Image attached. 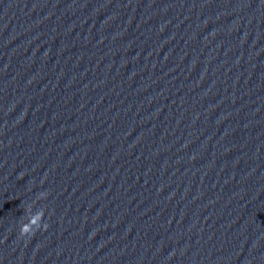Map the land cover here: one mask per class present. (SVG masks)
Listing matches in <instances>:
<instances>
[{"label":"clouds","instance_id":"clouds-1","mask_svg":"<svg viewBox=\"0 0 264 264\" xmlns=\"http://www.w3.org/2000/svg\"><path fill=\"white\" fill-rule=\"evenodd\" d=\"M46 193V192H45ZM47 195V193H46ZM44 215L43 213H38L37 215L31 217V219L27 222L24 223L22 225H20V236H34L36 234V232L44 230L46 231L48 228V224L47 223H43V225L41 227H34V225L37 224L38 220L43 219Z\"/></svg>","mask_w":264,"mask_h":264}]
</instances>
